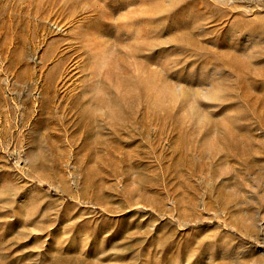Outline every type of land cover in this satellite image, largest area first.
Here are the masks:
<instances>
[{
  "label": "rangeland",
  "instance_id": "rangeland-1",
  "mask_svg": "<svg viewBox=\"0 0 264 264\" xmlns=\"http://www.w3.org/2000/svg\"><path fill=\"white\" fill-rule=\"evenodd\" d=\"M0 264H264V0H0Z\"/></svg>",
  "mask_w": 264,
  "mask_h": 264
}]
</instances>
